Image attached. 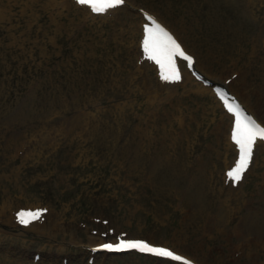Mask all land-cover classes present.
I'll list each match as a JSON object with an SVG mask.
<instances>
[{"label":"rangeland","instance_id":"1","mask_svg":"<svg viewBox=\"0 0 264 264\" xmlns=\"http://www.w3.org/2000/svg\"><path fill=\"white\" fill-rule=\"evenodd\" d=\"M61 1L0 0V264H180L97 247L129 238L264 264V144L233 181L232 121L211 88L264 122V0H126L106 17ZM145 12L211 85L185 64L145 82ZM36 209L38 224L17 218Z\"/></svg>","mask_w":264,"mask_h":264},{"label":"snow or ice","instance_id":"2","mask_svg":"<svg viewBox=\"0 0 264 264\" xmlns=\"http://www.w3.org/2000/svg\"><path fill=\"white\" fill-rule=\"evenodd\" d=\"M78 3L88 5L93 11L102 12L105 9L117 6L123 0H77ZM147 20L150 23L144 24V35L142 46L145 55L154 60L161 68V75L165 80L180 79L179 71L177 69L176 57H181L191 64L193 57L189 55L176 38L169 32L162 24L148 14ZM225 107L228 108L235 116L232 127L231 138L239 149V157L234 166H232L227 175L236 181L240 178V174L248 167L249 161L253 155V143L257 137L264 138V126L257 123L250 115L243 112L239 104L228 103L225 100ZM44 211L43 209H36L34 211L21 210L17 212V218L23 223H27L25 218L29 216L34 218L36 214ZM100 248H135L144 252L154 253L174 261L183 262V264H192V261L187 259L184 255L177 253L158 244L149 242L147 239H120L117 243L106 242L97 245Z\"/></svg>","mask_w":264,"mask_h":264},{"label":"bare ground","instance_id":"3","mask_svg":"<svg viewBox=\"0 0 264 264\" xmlns=\"http://www.w3.org/2000/svg\"><path fill=\"white\" fill-rule=\"evenodd\" d=\"M74 1H77V0H74ZM71 3H73V4H75V5H77L75 2H73V0H62L61 2H60V4H61V6H65V5H69V4H71ZM126 3V0H124L123 1V4H125ZM63 4V5H62ZM80 4V3H79ZM82 6L81 7H84L85 8V12H84V16L85 17H87L88 15H95L96 14V12H94L92 9H91V7L90 6H88V5H83V4H81ZM117 7H118V5L117 6H113V7H109V8H107V9H105L104 11H102V12H99L98 13V15H100V16H103V17H106V16H108L110 13H112V12H114V10L115 9H117ZM143 18H144V20L142 21L141 20V22H140V27L142 28V39L141 40H139V41H136V53H135V61H136V63H135V68L138 70V72L139 73H141L142 74V77L144 78V80H145V82L146 81H150L151 80V77H150V74H149V71L153 68L154 70H155V74H156V76L158 75V77L160 78V83H159V85L158 86H163V85H166V83L165 82H174L175 80H165V79H163V77H162V75H161V71H160V69H159V67L157 66L158 64L154 61V60H151L150 58H148L146 55H145V53H144V50H143V46H142V41H143V35H144V31H143V29H144V24L145 23H149L147 20H145V16L143 15ZM158 18V17H157ZM159 20H161L164 24H166L169 28H170V26L167 24V23H165L162 19H160V18H158ZM172 32L175 34V36L177 37V38H179V36H178V34L177 33H175V31H173V29H172ZM179 40H180V38H179ZM181 41V40H180ZM183 41H181V44L183 45V47H185V45L182 43ZM186 48V47H185ZM190 52V51H189ZM192 54V53H191ZM194 59H195V62H194V64H193V68H194V66H195V64H197L198 63V60H197V58H196V56H194ZM176 60H179V58H177ZM176 64H178V61H176ZM178 67V66H177ZM178 69V68H177ZM160 73V74H159ZM181 75H183V71L181 72ZM181 77V76H180ZM205 79H207V78H205ZM204 85H206V83L204 82V81H201ZM210 83H212V82H210ZM215 86L216 85H211V88H212V92L213 93H215V95H216V101H218V103L222 106V107H224V108H226L225 107V100H227L228 101V103H231V101L229 102V99H228V97H225L226 95L228 96L229 95V91H228V93L225 95V94H221V95H219V94H217L216 93V91H215ZM210 87V86H209ZM157 89L159 90L160 89V87H157ZM208 88H206V86H200V88L198 89L199 91H206ZM243 105H244V101L242 100V99H240V98H238V97H236ZM244 106H246V105H244ZM248 110H249V108L248 107H246ZM226 111V110H225ZM251 111V110H250ZM252 112V111H251ZM253 113V115L255 116V118H257L258 120H259V123L261 124V125H264V122L262 121V120H260L255 114H254V112H252ZM226 114H228V117L230 118V120L233 122V124H234V120H235V116H234V114L232 113V112H230V111H226ZM231 133H232V127H230L229 128V133H228V144L229 145H234L236 148H237V146L235 145V142L232 140V138H231ZM230 141V142H229ZM264 144V140H262V139H260V138H257L255 141H254V144ZM256 145V146H257ZM256 146H255V148H256ZM237 150H238V148H237ZM254 151H255V149H253V153H254ZM236 160H237V158H236ZM235 162V161H234ZM233 166V165H232ZM231 166V167H232ZM25 212H28V211H25ZM26 217H29V216H26ZM38 222H39V219H38V217H36L35 219H33L32 221H28L26 224H28V225H32V224H38Z\"/></svg>","mask_w":264,"mask_h":264}]
</instances>
